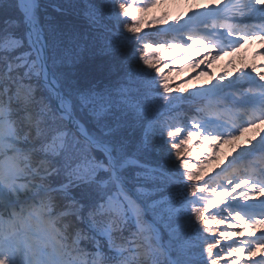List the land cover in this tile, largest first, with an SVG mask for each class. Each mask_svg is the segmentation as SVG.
<instances>
[{
    "label": "snow or ice",
    "instance_id": "1",
    "mask_svg": "<svg viewBox=\"0 0 264 264\" xmlns=\"http://www.w3.org/2000/svg\"><path fill=\"white\" fill-rule=\"evenodd\" d=\"M252 42L264 0H0V264H264V63L183 75Z\"/></svg>",
    "mask_w": 264,
    "mask_h": 264
},
{
    "label": "rangeland",
    "instance_id": "2",
    "mask_svg": "<svg viewBox=\"0 0 264 264\" xmlns=\"http://www.w3.org/2000/svg\"><path fill=\"white\" fill-rule=\"evenodd\" d=\"M156 11V10H154ZM255 43V42H254ZM257 49H260V47L256 44H245L244 48H242L239 52L231 54V55H226L222 56L219 60L214 61L210 66L206 65H201L200 69H188L187 72H185L183 75L187 76L189 73H192L194 71H200V70H209L211 69L210 72L215 73V70L217 71H228L232 72L233 68L232 66L228 63L229 61H233L236 65V67H241V62L247 64V65H252L253 63H263L264 62V56H254V53L256 52ZM217 75V74H216ZM211 77L208 76H203L200 77L199 80H192L188 87L191 88L193 85H198L201 84L202 82H206L209 80ZM176 82L178 83L181 77H176ZM254 133L252 131H249L248 133H245L244 136L240 137L238 141H236L237 144H243L244 141L248 138L251 137ZM231 145H223L221 149V155H220V160L219 161H212L208 168L206 169L207 172L212 173L213 169H216L217 163L220 162H225V156L227 153L231 150ZM243 259V258H242Z\"/></svg>",
    "mask_w": 264,
    "mask_h": 264
},
{
    "label": "bare ground",
    "instance_id": "3",
    "mask_svg": "<svg viewBox=\"0 0 264 264\" xmlns=\"http://www.w3.org/2000/svg\"><path fill=\"white\" fill-rule=\"evenodd\" d=\"M200 2H206V0H200ZM249 44H256V45H258L259 47H260V49H264V45H262V44H260L259 42H252V43H249ZM264 63V62H263ZM243 64H245V63H243ZM253 64H257V65H259L260 64V62L259 63H253ZM241 65H242V62H241ZM208 71H211V69H209ZM223 72H225V71H217V70H215V73L217 74V75H220L221 73H223ZM201 84H204V82H202ZM199 85V84H198Z\"/></svg>",
    "mask_w": 264,
    "mask_h": 264
}]
</instances>
